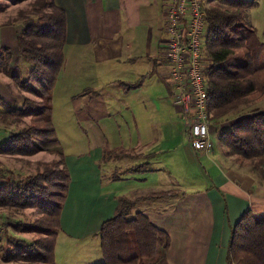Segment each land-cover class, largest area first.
Here are the masks:
<instances>
[{
	"label": "trees",
	"instance_id": "16d2710c",
	"mask_svg": "<svg viewBox=\"0 0 264 264\" xmlns=\"http://www.w3.org/2000/svg\"><path fill=\"white\" fill-rule=\"evenodd\" d=\"M7 1L18 4L25 0ZM209 2L208 6L203 2L201 5L205 23L202 47L207 61L204 70L205 109L210 129V122L216 124L226 114L264 96V65L260 64L264 43L258 41L254 29L244 22L246 11L254 5V0ZM18 17L22 24L15 38L17 54L31 67L27 77L18 80L17 69L10 65V51L3 47L0 48V72L15 81L20 90L39 100L25 99L20 107L9 106L0 111V122L21 124L0 142V154L56 153L61 168L44 166L41 172L20 181L5 177L0 182V207L31 208L39 214L31 223L3 224L16 233L35 237L25 240L8 236L4 250L0 251V259L4 262L55 264L54 244L69 182L63 155L56 151L58 140L51 122V93L63 66L66 44L65 11L53 0H32L28 14L21 12ZM125 84V90L131 87ZM227 122L217 135L218 143L236 164L244 162L251 174L263 177L264 109L253 108L227 119ZM104 154L102 160L119 159L125 155L121 150L114 156ZM175 192L179 190L150 191L138 199H160ZM136 199L119 197L113 215L101 222L98 239L102 260L97 264H155L164 257L169 246L168 235L142 211L131 213ZM224 264H264V210L255 211L248 207L229 226Z\"/></svg>",
	"mask_w": 264,
	"mask_h": 264
},
{
	"label": "crops",
	"instance_id": "0c3cea01",
	"mask_svg": "<svg viewBox=\"0 0 264 264\" xmlns=\"http://www.w3.org/2000/svg\"><path fill=\"white\" fill-rule=\"evenodd\" d=\"M169 1L53 0L65 11V48L72 44V47L76 49L77 52L72 51L76 62L81 61V58L86 55V51L80 50L88 48L87 56L96 57V61L108 63L109 71L116 69L120 63L135 64L137 59H143V57L152 61V67L158 70L155 55L163 53L164 16ZM2 15L0 12V18ZM19 28L20 23L13 18L6 22L0 21V48L6 47L10 50L11 67L17 66V60H19L15 42ZM121 49L126 53L123 54ZM84 64L87 66V61H84ZM167 64L170 69V64L168 62ZM62 70L63 68L58 76L62 75ZM164 71L162 69L161 72ZM168 76L169 70L165 71L161 77L167 78L166 82L170 83V99L177 111L172 96L173 85ZM9 79V76L0 72V107H2L0 111L14 104V97H11L10 92L14 91L15 86L10 85ZM113 80L111 77L107 79L108 82ZM115 83L120 84L122 88H124L123 84H130L131 87L126 88L128 92L137 87L132 79H117ZM106 90L107 87L103 94H107ZM62 91L63 89L59 87L58 95L56 97L52 95V116L57 103L64 105L68 111L67 115H71V124H65L68 128L63 132L66 133L65 138L61 140L57 127L54 128L60 146L65 154H68L64 160L68 168L69 184L60 212V225L53 251L54 263H99L102 260L98 239L99 226L102 221L113 215L117 199L125 196L130 199L137 198L130 210L131 213L142 211L155 226L168 235L169 246L165 255L155 264H224L229 226L248 207L255 211L264 210L263 185L250 177L247 171L242 170L231 156L222 153L220 147L217 146L214 151L212 150L211 155L208 154L209 148L205 154L191 148L196 156L204 158L205 161L202 160L206 170L204 171L209 182L203 181L202 186L191 190H182L177 184H159L155 191L177 188L179 194L171 196L173 199L171 197L138 199V193L144 192L145 188L139 183L147 178H136L139 174L135 172L149 175L160 171L137 163L131 166L124 164L119 175L112 172L118 166L114 162L136 160L135 157L142 155L139 146H143V143L136 134L130 133L136 138H127V144L121 148V151L125 153L124 156L119 159L112 157L101 161L103 152H111L98 144H82L81 139H78L80 131L72 128L73 114L81 119L108 117L113 115L109 105L113 100L118 99L111 98L103 101L99 95H96L98 93L96 90L88 97L73 95V92L62 94ZM116 111L120 112V110ZM227 123L222 122L218 126L223 129ZM6 137L5 133H0V142ZM114 154L115 152L113 156ZM107 163H113V165H110L109 171L103 175L101 169ZM137 165L141 167L133 170L132 167ZM128 179H131L132 183H123L125 182L123 180ZM26 234L28 233H21L19 238L24 239ZM0 264L34 263L4 262L0 259Z\"/></svg>",
	"mask_w": 264,
	"mask_h": 264
},
{
	"label": "rangeland",
	"instance_id": "374dc122",
	"mask_svg": "<svg viewBox=\"0 0 264 264\" xmlns=\"http://www.w3.org/2000/svg\"><path fill=\"white\" fill-rule=\"evenodd\" d=\"M201 1L204 4L207 3L206 6L211 4V2L208 3V0ZM30 2H32V0L21 1L18 4H11L7 0H0V12L3 14L0 21L3 20L6 22L13 18L14 21L20 23V30L22 22H20L21 19L18 17V13L22 12L27 15ZM254 2V5L247 9L244 22L254 29L258 41L264 43V0H254ZM72 51L77 52L76 49L72 47V44L64 49L62 75H59L55 81L52 88L51 100L53 94L55 97L58 95L57 90L59 87L63 89L62 94L73 92V95L88 97L94 90H96L98 92L96 95H99L103 101L111 98L118 99L113 100L112 104L109 105V110L112 111L111 113L113 115L108 117L81 119L74 114L72 115V120L74 121L72 128H76L77 131H80L81 134H78V139H81V143L101 145L103 149L105 148L108 152H111L109 155L112 154V156L114 152L122 150L121 148L127 144V138L135 139L137 136V138L143 143V146H139L142 155L135 157L136 160L127 159L114 162V164L118 166L115 170H112L113 174L119 175L118 173L124 168V164L131 166L132 164L143 163L144 167L148 166L154 169L157 168L158 170L156 171L160 172L149 175H147L148 173L142 175V172H135L139 174L136 178H147L145 181L139 183L140 186H145L143 190L144 192L138 193L139 195H145L150 192V190L155 191L157 188L156 186L159 184H177L182 190H191L202 186L203 181L206 183L209 182L205 174V160L203 157L196 156L191 149L187 132L184 130V122L179 117V114L171 102L170 83L168 84L166 82L167 78L161 77L165 71L167 72L169 70V65L162 58L161 54L156 53L155 55V59L159 66L158 70L152 67V61L150 62V60L143 57V59H137L135 64H129L126 62L120 63L116 69L109 71L108 63L99 62L96 61V57L89 58L87 56L88 48L80 50L86 51V55L82 57L79 62H76ZM120 51L123 52V54L126 53L123 49ZM123 54L120 53V55ZM17 61V66H13V68L16 67L17 69V71H15V74L18 77L17 79H25L28 75L31 64L21 57H19V60ZM84 61H87V66H85ZM260 64L264 65V52L261 56ZM205 65L206 61H204V66ZM162 69L165 71L161 72ZM110 77L114 80L108 82L107 79ZM10 79V85L15 86L14 91L10 92L11 97H14V104L10 105V107H20L22 103L25 102V99L32 101L39 100L31 94L20 90L17 87L16 82ZM117 79H132L133 82H135V84L138 83V85L134 90L128 92L122 88L120 84L115 83V80ZM107 82L108 84L105 85L104 83ZM105 87H107V94H103ZM10 107H6L4 110ZM253 108L264 109V96L254 100V102L244 104L237 110L226 114L220 118V122L218 121L216 124L215 122H210L211 129L208 132V138L210 140L209 155H211L212 150L214 151L217 146L220 147L222 153H225L226 155L225 148L217 141V135L221 130L218 125L222 122H227V119L236 115H242L251 111ZM116 110H120V112ZM53 112L54 115L52 116L51 101V122L53 128L57 127L58 136L62 140L66 137V133H63L64 130L68 129L65 127V124H71V115H67L68 111H66L65 106L61 103L55 105ZM24 121L26 122L27 118H25ZM20 127L21 124L19 123L15 124L1 121L0 133H5L7 136L9 133L15 132ZM130 133H134L136 136H131ZM56 151L63 155V160L64 157L68 155L65 154L59 142ZM128 152L130 153V151ZM104 153L107 152H103V154ZM58 158L59 157L56 153L45 151H39L28 156L0 154V182H3L5 177L20 181L26 176L35 175L38 171L41 172L44 166L45 168H61L58 164ZM243 163L240 164L241 166L239 165L240 168L247 171L250 177L254 178L264 187V176L260 178L258 175L251 174L245 163ZM110 165H113V163H107L102 167L101 170L103 175L109 171ZM126 176L128 175L126 174ZM123 181H125L123 183H132L131 179ZM220 193L222 194V192ZM177 194H179V192H175V194L168 195L167 197L170 198L174 195L177 196ZM139 195H137V197H139ZM38 216V212L31 208L14 209L0 207V251L4 250V247L8 242V236H16V234H18L19 236L17 235V237H21V233H16L8 226H3L4 223L7 224L8 222L15 221L31 223ZM34 237L35 236L32 234H26L24 239L31 240ZM76 251L77 249L75 252ZM80 251L81 250H79V254L81 255Z\"/></svg>",
	"mask_w": 264,
	"mask_h": 264
},
{
	"label": "built area",
	"instance_id": "2783aa9c",
	"mask_svg": "<svg viewBox=\"0 0 264 264\" xmlns=\"http://www.w3.org/2000/svg\"><path fill=\"white\" fill-rule=\"evenodd\" d=\"M201 0H170L164 16L163 58L170 64L172 96L190 147L205 154L209 120L205 109L204 19ZM1 229V228H0Z\"/></svg>",
	"mask_w": 264,
	"mask_h": 264
}]
</instances>
